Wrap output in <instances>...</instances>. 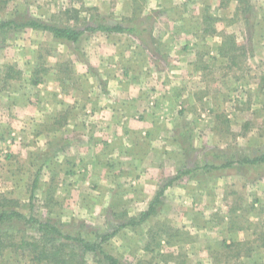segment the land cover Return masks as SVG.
Returning a JSON list of instances; mask_svg holds the SVG:
<instances>
[{"label":"rangeland","instance_id":"obj_1","mask_svg":"<svg viewBox=\"0 0 264 264\" xmlns=\"http://www.w3.org/2000/svg\"><path fill=\"white\" fill-rule=\"evenodd\" d=\"M26 19L83 35L73 44L36 29L0 32V76L15 75L18 83L36 86L50 77L65 88L71 82L86 88L80 75L100 74L86 62L90 47L112 36L87 29L121 23L137 30L150 23L190 26L192 42L203 43L187 49L201 58L196 67L202 78L195 82L193 105L175 113L177 145L170 147L176 146V171L139 193L148 208L163 192L155 213L141 223L134 224L140 207L126 208L120 193L114 208L92 206L99 191L73 192L63 173L41 188L42 176L19 153L11 159L0 154V212L15 209L92 243L111 235L101 248L120 264H264V247L258 246L264 244V161L240 162L264 156V0H0V22ZM97 65L103 71L105 65ZM143 169L145 177L137 179L157 178ZM74 195L81 206H65ZM170 201L174 206L164 207ZM207 223L216 230L210 235ZM80 263L108 264L97 251L40 233L21 219L0 223V264Z\"/></svg>","mask_w":264,"mask_h":264},{"label":"crops","instance_id":"obj_2","mask_svg":"<svg viewBox=\"0 0 264 264\" xmlns=\"http://www.w3.org/2000/svg\"><path fill=\"white\" fill-rule=\"evenodd\" d=\"M156 25L138 26L137 30L121 23L124 31L103 32L112 36H105L103 45L90 47L86 62L96 64L95 71L100 74L80 75L87 78L86 88L76 82L65 88L50 77L31 86L18 83L15 75H1L0 154L11 159L19 153L30 161L43 178L41 188L49 187L63 173L73 192L99 191L98 202L92 206L114 208L113 198L120 193L126 208L146 211L139 193L148 184L155 188L159 178L176 171L172 163L176 146L170 147L177 145L175 113L193 105L195 82L202 75L196 67L201 58L187 50L198 44L190 39V26L181 22ZM74 54L72 57L79 59ZM97 64L105 65L103 71ZM163 110L172 116L162 114ZM144 166L148 175L154 172L157 178L137 179L145 177ZM134 193L138 196L128 199ZM88 196L87 202L91 201ZM78 202L74 195L68 197L65 206H81ZM163 205L172 208L174 202ZM212 224H206V235L215 230ZM253 241H258L256 235Z\"/></svg>","mask_w":264,"mask_h":264},{"label":"trees","instance_id":"obj_3","mask_svg":"<svg viewBox=\"0 0 264 264\" xmlns=\"http://www.w3.org/2000/svg\"><path fill=\"white\" fill-rule=\"evenodd\" d=\"M13 28L15 30H19V29H25V28H29V29H36V30H42V31H48L49 33H51L54 37V39L57 40H65L67 42L70 43H77L80 38L83 35V31H79V30H75V29H71V28H61V27H55L52 25H47L44 23H41L39 21L33 20V19H26L23 22H17V21H12V20H8V21H2L0 22V32L6 31L7 29ZM90 32H94V31H100V32H122L125 30V28L121 27L119 24L115 25L114 27H108V26H98L95 28H89L87 29ZM221 50V49H220ZM264 161V156L259 158V159H251L248 160L247 158H243L240 162L241 163H246V164H255V163H259ZM37 174L39 175V171H37ZM37 180L38 177L36 176V178L34 179V182L32 184L33 188L36 187L37 185ZM162 191H160L159 193H157V195L154 197V199L150 202L148 208L146 211L142 212L139 216V220L134 223V224H139L142 221H144L145 219H147L148 217H150L151 215H153L155 213V206L158 204L159 202V198L162 195ZM2 205H0L1 207ZM13 219H21L23 221L28 222L29 224H34L37 227V231H39L40 233H43L45 235H48L50 233L60 237L63 240L72 242V243H77L80 245L81 249L84 251H90V252H98L100 254L103 255L104 260L108 263V264H120L116 259H114L113 257L104 254L101 248V244L104 243L108 237H110L111 235H102L100 237V242L99 243H92L89 241H85L82 238L79 237H71L68 235H64L61 233V231L52 226L51 224H49L48 222H41L38 221L37 219H32L31 216H24L22 213L16 211L15 209L12 210H1L0 212V223H3L5 221H11ZM133 224V223H131ZM264 240V239H263ZM262 246L264 247V244H262ZM34 247L36 249V246H31ZM33 248V249H34ZM42 256H45L44 250H41V252H39ZM54 255H52L53 257L57 258V252L53 253ZM49 256V255H48ZM39 255L37 254L34 260H38ZM44 258V257H42ZM41 259V258H40ZM63 263H66V261H63ZM81 264V263H80Z\"/></svg>","mask_w":264,"mask_h":264}]
</instances>
